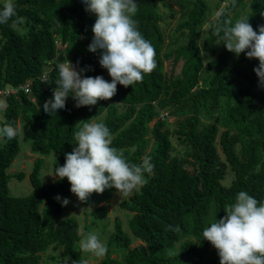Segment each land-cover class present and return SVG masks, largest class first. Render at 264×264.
Here are the masks:
<instances>
[{"label": "trees", "instance_id": "trees-1", "mask_svg": "<svg viewBox=\"0 0 264 264\" xmlns=\"http://www.w3.org/2000/svg\"><path fill=\"white\" fill-rule=\"evenodd\" d=\"M243 1L229 0L228 6L219 11L223 15L212 26L218 23L223 27ZM135 2L138 11L132 18L142 36L155 48L156 68L145 74L142 82L128 87L117 84L116 95L96 105L76 107L70 92L65 108L51 114L43 110V104L53 98L59 79L58 64L69 60L77 71L88 69L82 76L101 75L111 81L106 76L107 69L99 64L100 50L95 53L88 50L94 35L95 14L85 11L82 0H14L16 17L0 24V89L7 85L20 88L32 81L30 92L21 88L16 95L5 97L3 124L12 125L18 134L0 144V264H43V255H49L45 264H65L66 260L60 261L62 257L69 258L68 264L82 259L77 246L82 238L79 223L72 217H62V200L72 194L67 178L46 185L41 177L43 163L38 159L29 174L32 192L25 196L10 192L11 177L26 176L24 172L8 173L20 152L21 116L29 123L23 139L32 142L34 153L55 152L57 167L65 163V153L78 146L74 133L84 123L101 116L105 118L98 122L110 130L112 147L122 152L129 164H140L143 158L151 157L154 167L147 183L134 192L131 201L121 203L132 213L131 230L143 245L131 247L133 237L124 230L121 218L116 217L106 256L98 264H174L187 254L195 260L197 244L192 241L184 242L176 255L159 256L161 250L177 245L189 231L186 223L189 215L199 244L209 247L211 243L203 239L202 231L212 204L219 219L226 215L225 205L234 203L241 190L264 201V85L260 90L253 88L259 82L253 70L258 60L250 59L247 67L238 65L233 61L235 53L222 44L221 53L206 67L204 51L216 54V43L223 36V32L215 35L211 26L204 48L200 46L202 28L210 17L207 0ZM170 3L179 7L181 15L176 35L168 40L162 22L165 17L173 21L176 16ZM161 6L170 14L165 15ZM247 17L258 31V26L264 25V0H251ZM15 25L26 27V31H18ZM185 34V43L167 51L179 44ZM59 39L66 45L63 50ZM70 50L71 55L66 57ZM205 69L210 80L200 86ZM43 74L47 76L45 82L40 80ZM223 96L234 101L229 116L236 126L235 134L224 130L220 135L216 114L220 113ZM157 103L192 114L180 124L182 131L177 133L189 146L188 157L197 163L196 168H188L172 154V132L167 128V120L160 117ZM203 112L211 118L206 124H203ZM240 136L248 139L241 154L236 149ZM218 143L225 160L221 158ZM229 170L234 178L225 184L223 180ZM92 194L87 202L81 203L90 205ZM57 196L61 199L57 200ZM106 213L102 206L93 214L102 218ZM169 225H179L181 231L169 230ZM114 244L128 248L125 260L111 255ZM59 250L62 251L59 259L49 254ZM210 264L220 261L213 260Z\"/></svg>", "mask_w": 264, "mask_h": 264}, {"label": "clouds", "instance_id": "clouds-1", "mask_svg": "<svg viewBox=\"0 0 264 264\" xmlns=\"http://www.w3.org/2000/svg\"><path fill=\"white\" fill-rule=\"evenodd\" d=\"M85 11L95 14L92 26L93 38L88 45L90 52L100 50L99 64L107 69L111 81L103 76H82L86 68L77 71L71 62L57 65L59 79L53 90V98L44 102L46 113L65 108L71 92L75 106L96 105L100 100H110L117 92V84L125 87L142 82L145 74L156 68V51L138 30L132 18L138 11L135 0H82ZM14 0H4L0 8V24H7L16 17ZM223 12L215 14L217 21ZM213 33L220 36L225 48L239 56L245 53L249 59L258 60L253 70L259 83L264 85V25L254 30L248 17L233 22L224 21L212 26ZM30 92V87L23 89ZM17 129L10 124L0 127V137L12 140ZM78 146L65 153V163L55 167L50 174L54 180L67 178L78 200L87 202L92 193H103L114 188L119 194L129 195L134 189L147 183L145 173L151 174L154 165L151 157H145L140 164H129L122 152L112 147V136L102 122L84 123L74 133ZM57 200L61 198L56 197ZM69 203L62 200V206ZM222 218L211 222L202 231L207 240L217 250L220 264H264V201H258L247 191L241 190L235 202L226 204ZM169 230L179 233V225L168 226ZM79 248L84 253L103 257L107 246L96 233H80ZM66 259L65 264H68ZM72 264H88L87 259L73 261Z\"/></svg>", "mask_w": 264, "mask_h": 264}, {"label": "rangeland", "instance_id": "rangeland-1", "mask_svg": "<svg viewBox=\"0 0 264 264\" xmlns=\"http://www.w3.org/2000/svg\"><path fill=\"white\" fill-rule=\"evenodd\" d=\"M208 2V12L210 13V17L207 19L204 27L201 31V38H200V46L204 48L205 39L207 37L208 31L210 27L212 26L213 22L216 19L215 14L221 10V8H225L228 6L229 0H207ZM4 3V0H0V8H2ZM173 10L176 12V16L174 17L173 21H170L171 17H165V21L162 22L163 29L165 31V34L167 36V39H171L172 36L176 35V26L178 22L180 21V11L179 7L176 6L173 3H170ZM251 6V0H244L240 7L231 14V21L233 24L235 21L241 17H247L248 12L250 10ZM161 9L163 13L166 15V13L169 15L170 11L168 9H165L161 6ZM166 24H169L168 27ZM15 28L20 32H25L26 27L15 25ZM187 41V34H185L179 44L172 45L169 47L167 51L175 49L177 46H180L181 44L185 43ZM220 42V39L216 43L217 51L216 54H210L206 50L204 51V57H205V64L206 67L209 65V63L216 58L222 51L223 45ZM2 44V33L0 30V47ZM66 46V45H65ZM65 46L61 44V40L59 39V47L65 49ZM70 54L66 55V57L71 55V50L69 51ZM233 61L241 65L243 67H247L251 64V60L246 57L245 53H241L239 56L236 54L234 55ZM108 72L106 73V76H108ZM105 79V77H104ZM210 80V73L205 69L201 73V81L200 86H205L208 81ZM263 85H261L259 82H256L253 85V88L255 90H260ZM5 87H11L10 85H7ZM6 96H1L0 100V127L4 126V114H5V108L7 105V102L5 100ZM234 104V101L227 100L226 96H223L222 98V105L220 110V113L216 114L218 117V123L220 126V135L224 130H229L231 133L235 134L236 126L233 123L232 119L229 116V109L231 105ZM160 105V104H159ZM158 103L156 105L157 110L159 112L164 111L168 112L170 116H172V120H167V128H169L172 132V154L178 156L181 161L188 167V168H196L197 163L192 162L189 157L188 153L190 151L189 146L182 141V136L178 134L177 132H181L182 128L180 124L185 123L188 121L192 114L185 112H180L179 107H169V106H159ZM177 114V115H176ZM105 116H101L97 120H92L91 122H98L103 121ZM203 118V124L208 123L211 121L210 115H207L206 113H202ZM29 128V123L23 119L21 116L19 119V129H20V152L17 155L16 159L11 164L10 168L8 169V173L14 174L18 172H24L26 176L23 179H19L17 177L12 176L9 181V188L10 192L14 196H25L32 192L33 187L30 181L29 174L33 169L34 163L36 160H41L43 163V169L41 172V177L46 185H50L51 183L55 182L54 177L50 174L53 173V170L55 167L54 160L56 158V153L51 152L49 155H41L39 153H34L31 149L32 142L31 141H25L23 139L24 132ZM6 141V138L0 137V144H3ZM248 143V139L240 136L239 142L236 146L237 152L239 154L242 153V149L245 147V145ZM153 144V139H151V145ZM220 152H221V158L222 160H225L224 154L222 152V149L218 143ZM152 147V146H151ZM151 149V148H150ZM144 159V158H143ZM142 163V161H141ZM150 174L145 173V177L148 180ZM234 178V173L229 170L228 175L223 180L225 184H229L232 179ZM140 188V187H139ZM139 188L134 189L131 194L125 196L122 194H119L117 191L112 192L108 189H105V191L101 193H93L91 196V204L88 206H85L81 203V201L78 200L77 196L72 193L70 196L65 197L69 200V203L64 206V210L62 213V217H72L76 219L80 226V232H84V234L88 233H96L99 237V239L106 244H108L110 238L113 236L115 232V221L116 217L121 218L123 222L124 230L130 234L133 237V243L131 247H137L140 245H143V242L137 238L134 233L131 230L130 227V218L132 216V213L126 209H124L121 206V203L124 201H131L134 196V192L136 190H139ZM64 199V198H63ZM104 206L107 210V213L102 218H97L94 216V211L98 208ZM190 218H186V223L188 225L189 231L184 233L182 235V240L175 245L174 247H169L166 249H163L159 252V256L167 258L171 255H176L180 252L181 245L184 242H195L197 244V258L194 260L190 254H187L184 256L181 260L174 264H210L213 260L220 261L219 255L217 250L214 248L213 245H210L209 247H202L199 242L197 236L192 232L193 228V220L192 216L189 215ZM217 220V216L215 213V208L213 204L210 207V212L207 216H205V222L206 226H210L211 222H215ZM79 248V243H78ZM80 250V248H79ZM81 251V250H80ZM62 251L59 250L57 252L50 251L49 254L54 256L55 258H61L59 254ZM82 252V251H81ZM128 252V248H124L119 244H114L112 246L111 255L115 258H118L120 260H125L126 254ZM49 255H43L44 263L45 260L49 259ZM106 254L103 257H96L91 253H84L82 252V259H87L88 264H98L103 258H105ZM66 260V258H61L60 261ZM53 261V260H52ZM57 262H59L57 260Z\"/></svg>", "mask_w": 264, "mask_h": 264}, {"label": "built area", "instance_id": "built-area-1", "mask_svg": "<svg viewBox=\"0 0 264 264\" xmlns=\"http://www.w3.org/2000/svg\"><path fill=\"white\" fill-rule=\"evenodd\" d=\"M71 64L74 65V63H71ZM46 79H47L46 74H43L42 77L40 78V80L42 82H45ZM31 84H32V81H30L29 83L21 86L20 88L13 87V86H11V87H5L3 89H0V96H7V95H10V94H15L16 95L18 93L19 89H21V88L22 89H24L25 87H30L31 88ZM160 117L165 118L168 121H171L172 120V116H170V114L168 112L161 111L160 112Z\"/></svg>", "mask_w": 264, "mask_h": 264}]
</instances>
